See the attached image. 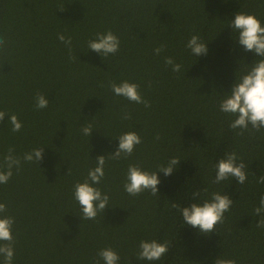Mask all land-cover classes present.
Returning a JSON list of instances; mask_svg holds the SVG:
<instances>
[{"label":"trees","instance_id":"16d2710c","mask_svg":"<svg viewBox=\"0 0 264 264\" xmlns=\"http://www.w3.org/2000/svg\"><path fill=\"white\" fill-rule=\"evenodd\" d=\"M238 11L255 14L264 26V0H0V111L6 113L0 164L9 148L19 157L43 148L38 164L22 160L0 184L4 215L15 218L12 264H103L98 252L104 248L118 253V264H214L221 257L264 264V229L254 214L264 195L257 183L264 174V129L238 135L229 128L235 117L219 109L236 77L259 59L235 40L229 23ZM108 30L120 48L102 58L88 41ZM58 34L71 37V53ZM193 35L207 43L206 54L196 57L186 47ZM165 57L181 70L173 72ZM122 81L138 84L151 106L116 96L110 85ZM38 92L49 100L45 109L35 107ZM126 113L130 119L122 118ZM12 114L23 125L16 133L7 123ZM87 124L91 136L81 131ZM129 131L142 143L131 156L111 159L118 137ZM233 151L247 165L245 183L213 184L214 165ZM101 155L105 176L94 186L109 195V207L81 220L74 185ZM172 157L180 159L178 167L169 176L157 172L156 196L124 191L130 164L155 172ZM212 192L234 203L223 223L203 234L172 205L202 204ZM152 239L169 242L168 253L159 261L137 259L140 241Z\"/></svg>","mask_w":264,"mask_h":264},{"label":"clouds","instance_id":"9594fccd","mask_svg":"<svg viewBox=\"0 0 264 264\" xmlns=\"http://www.w3.org/2000/svg\"><path fill=\"white\" fill-rule=\"evenodd\" d=\"M60 10H64V8ZM229 26L233 32L238 33L235 40L243 46L244 51L254 53L259 59H255L251 63L245 74L239 78L236 77L231 91L221 99L219 109L221 112L235 117L230 121L229 128L232 130L239 129L238 135H243L245 132H259L264 129V26L255 14L240 11L235 14L234 19L230 20ZM58 39L68 47L69 53H71V37L66 38L65 35L58 34ZM4 45L5 40L0 37V50H3ZM186 47L196 57L206 54L208 50L207 43L203 42L197 35L191 36ZM119 48L120 40L111 30L106 33H96L95 39L88 41V49L101 54L102 58L109 54H116ZM163 50L164 46L161 45L155 48L154 52L159 55ZM69 59H74V57L70 55ZM164 62L165 65L171 66L173 72L181 70V65L175 63L172 57H165ZM110 87L116 96L124 97L137 104H144L146 108L151 106L150 102L141 96L139 85L136 83L122 81L116 84L113 82ZM48 105L49 100L46 96L38 92L35 96L36 109H45ZM5 115L4 111H0V121L4 120ZM122 118L130 119L131 117L130 114L126 113ZM7 123L11 125L13 133L19 132L23 127L15 114L9 116ZM81 131L85 136H91L93 129L90 124H87L82 127ZM159 138L157 136V139ZM118 139V148L109 155L111 159L131 156L135 147L142 143L141 137L135 131L125 132ZM42 159L43 148H35L26 152L23 157L14 155V149L9 148L8 153L3 158V163L0 164V184H6L9 181L13 175V169L17 172L20 170L22 160L38 164ZM179 161V158L172 157L166 165H161L155 172H148L142 170L138 165L130 164L125 177L124 191L130 196H138L145 191L156 196L160 183L157 172H163L165 176H169L178 167ZM96 162V167L89 169L84 182H77L74 185L73 195L82 211L81 220H94L98 213H104L105 209L109 207V195L102 193L98 187L94 186L98 185L105 176V156H98ZM214 167L216 175L212 181L213 184L235 178L237 183L242 185L247 179L245 171L247 165L234 151L226 153L224 158H221ZM257 183L264 184V174L257 177ZM203 191L207 192L208 189L205 188ZM199 195V191L194 192L193 198L195 199ZM233 203L234 201L229 195L212 192L210 199L204 200L202 204L192 203L190 206L182 208L178 204H173L172 207L181 213L185 225L198 229L200 233L210 234L215 231L217 224L223 223L224 214L230 210ZM6 212V205L0 203V242H4L0 243V257H3V264H12L14 257L12 229L15 218L4 215ZM254 214L260 217L256 227L264 229V195L260 197L259 206L254 208ZM168 251L169 242L167 241L160 243L155 239L141 240L137 259L159 261ZM98 256L103 264H118L120 260V256L112 248L101 249ZM95 264H100L99 260ZM214 264H236V261L221 257L216 258Z\"/></svg>","mask_w":264,"mask_h":264}]
</instances>
